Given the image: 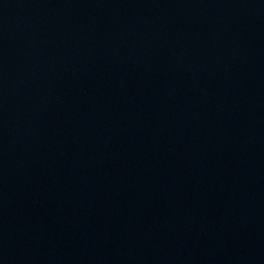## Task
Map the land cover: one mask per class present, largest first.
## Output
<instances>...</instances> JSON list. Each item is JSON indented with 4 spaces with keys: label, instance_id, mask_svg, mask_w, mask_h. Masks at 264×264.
Here are the masks:
<instances>
[{
    "label": "water",
    "instance_id": "water-1",
    "mask_svg": "<svg viewBox=\"0 0 264 264\" xmlns=\"http://www.w3.org/2000/svg\"><path fill=\"white\" fill-rule=\"evenodd\" d=\"M0 264H264V0H0Z\"/></svg>",
    "mask_w": 264,
    "mask_h": 264
}]
</instances>
